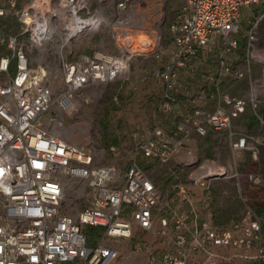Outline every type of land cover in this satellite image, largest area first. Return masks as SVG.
Segmentation results:
<instances>
[{
	"label": "built area",
	"instance_id": "obj_1",
	"mask_svg": "<svg viewBox=\"0 0 264 264\" xmlns=\"http://www.w3.org/2000/svg\"><path fill=\"white\" fill-rule=\"evenodd\" d=\"M259 1L264 3L182 1L168 25L173 47L164 65L153 70L163 88L156 107L159 113L167 115L175 108L177 71L215 37L222 39L218 76L227 71L224 57L236 47L230 34L237 30L241 9ZM139 5V0H28L17 8L15 0H0V16L8 10L20 24L16 34L0 35L8 51L0 56V73L6 75L0 82V264H111L117 250L105 242L107 238H128L134 229L148 231L154 216L159 234L172 225L171 242L170 250L151 255L148 264H217L231 257L264 264L263 221L252 211L223 226L192 210L169 209L157 182L135 162L120 176L110 165L95 164L91 152L50 128L51 112L66 111L76 93L105 87L124 75L134 58L161 56V33L138 24ZM102 28L112 51H70L72 44L83 41L89 46L91 36ZM102 39L98 36L99 43ZM245 41L254 49L253 29L247 31ZM262 64L264 78V59ZM203 99H196L183 118L194 133L202 136L206 128L223 132L231 149H251V137L232 138L223 106L218 102L207 111ZM220 99L223 104L232 101L224 94ZM184 127L178 124L167 134L154 125L136 151L164 163L191 142ZM225 172L223 166L203 161L187 173L186 180L208 191L214 181L225 178ZM68 179L89 203L74 215L61 207ZM246 179L254 187L261 181L254 172ZM87 225L102 231L90 246L84 233ZM221 248H231L233 253L220 255Z\"/></svg>",
	"mask_w": 264,
	"mask_h": 264
},
{
	"label": "rangeland",
	"instance_id": "obj_2",
	"mask_svg": "<svg viewBox=\"0 0 264 264\" xmlns=\"http://www.w3.org/2000/svg\"><path fill=\"white\" fill-rule=\"evenodd\" d=\"M27 1L15 0L16 7H21ZM182 1L139 0L137 22L147 31L159 29L162 38L161 56L134 58L129 63L128 71L105 87L96 86L76 93L66 111L55 114L51 112L54 121H50L49 125L64 140L91 152L95 164L110 165L120 176L130 163L135 162L157 182L163 198L167 194L172 195V192L179 195L176 184L182 187L193 186L186 180V176L201 162L223 166L226 170L225 178L211 184L215 205L217 203L220 209L210 219L217 225L226 226L229 220L239 219V185L240 194L245 196L247 205L254 208L255 203L264 202V3L259 1L241 9L237 30L230 34L236 40V47L224 57L227 68L224 74L218 76L217 55L222 40L220 37H215L184 68L177 71L181 74L179 77L177 74V85L173 94L176 105L178 103L180 106L181 97L186 99L183 101L185 112L182 115L175 112L165 115L156 108L163 88L160 79L153 75V70L164 65L166 53L173 47L168 25L179 12ZM102 12L104 17L108 14L107 10ZM6 13L9 14V11L6 10ZM250 29H253L255 35L252 50L246 46L245 41L246 33ZM101 30L103 31L91 36L89 46L86 47V42L83 41L79 46L72 44L70 51H112L111 40L104 37L105 28ZM98 36H103L102 43H99ZM21 43L25 44L23 41ZM7 53L5 46L0 43V55ZM235 72H241L242 75L237 76ZM5 80L6 75L0 73V82ZM57 91L56 88L55 92ZM223 94L232 99L231 103L221 102L220 95ZM199 97H204L203 107L207 111H213L219 102L229 115L232 138L239 134L251 137L252 139H248L251 149L233 150L228 145L226 133L208 128L204 135H196L192 126L184 122L183 118ZM53 123L58 125L52 126ZM178 124L186 126L184 129L191 137V142L166 162L160 163L156 157H145L136 151L137 144L150 136L154 125L170 134ZM253 161L256 165H253ZM252 165L255 167L254 171L251 169ZM251 172L260 176L261 181L257 186L260 199L254 200L252 190L246 191L247 182L243 176ZM65 183L61 207L74 215L89 203L86 197L77 194L72 180L68 179ZM217 190L220 191L219 194H216ZM180 203L181 201L177 202L174 208L168 204L169 209L183 210L179 208ZM260 218L264 232V215ZM159 230L158 217L154 216L148 231L134 229L128 238H107L105 242L117 250V257L111 264H148L151 255L170 250L172 225L168 224L164 234H159ZM84 232L93 239L92 245L102 235L101 230L91 226H85ZM218 252L228 256L233 250L221 248ZM217 264L253 263L231 257L228 261L219 260Z\"/></svg>",
	"mask_w": 264,
	"mask_h": 264
},
{
	"label": "crops",
	"instance_id": "obj_3",
	"mask_svg": "<svg viewBox=\"0 0 264 264\" xmlns=\"http://www.w3.org/2000/svg\"><path fill=\"white\" fill-rule=\"evenodd\" d=\"M19 28H20V24L18 23L16 18L10 12H9V14H7L5 11L4 14L0 16V35L16 34L19 31ZM0 56H2V55H0ZM177 74L179 77V75L181 74L180 71ZM185 100L186 99L181 97L180 102H179L180 106L177 103L176 107L174 108V110L172 112H175L176 114L182 115V112H185V108H186L184 103H183V101H185ZM239 151H242V150H239ZM258 156H259V154H258ZM254 164L256 165L255 161H253V165ZM253 165L251 166V169H253V171H254L255 167ZM241 166H243V164ZM243 175H244V173H243ZM243 179L247 182L246 191L249 192L252 190V194H253L252 197L254 198V200L260 199V195H258V193H257L259 191L258 187L252 186L247 181L246 176H243ZM240 189L241 188L239 185V218L246 215L247 210L252 211L255 215H257L254 211V208H252L246 204V198H245V196L243 197L240 194ZM244 191H245V189H244ZM180 192H179V195H177V196H176V194H178L177 192H172V195L167 194L164 197V199H166L167 203L170 206H172L173 208L175 206H177V204H176L177 202L181 201L179 208H183V210H185V211H190V210L195 211L198 214H200L201 216L206 217V218L212 219L214 216L217 215V212H218L217 210L220 209L219 208L220 206H218L217 203L215 205V202L213 199L214 190L212 187H210V190H208V191H201L200 189H198L195 186L187 185L184 187L183 192H181V193ZM219 193H220V191L217 190L216 194H219ZM254 207H255V205H254ZM257 216L262 217V215H257Z\"/></svg>",
	"mask_w": 264,
	"mask_h": 264
},
{
	"label": "trees",
	"instance_id": "obj_4",
	"mask_svg": "<svg viewBox=\"0 0 264 264\" xmlns=\"http://www.w3.org/2000/svg\"><path fill=\"white\" fill-rule=\"evenodd\" d=\"M254 211L257 215H264V202H257L255 203V207H254ZM261 217V216H260ZM87 226H90V225H87ZM92 228H97L99 230H101L99 227H96V226H91ZM85 233V236H86V244L87 245H92L93 243V239L89 236L88 233L84 232Z\"/></svg>",
	"mask_w": 264,
	"mask_h": 264
},
{
	"label": "bare ground",
	"instance_id": "obj_5",
	"mask_svg": "<svg viewBox=\"0 0 264 264\" xmlns=\"http://www.w3.org/2000/svg\"><path fill=\"white\" fill-rule=\"evenodd\" d=\"M54 125H58V124H57V123H53L52 126H54ZM52 126H51V127H52Z\"/></svg>",
	"mask_w": 264,
	"mask_h": 264
}]
</instances>
